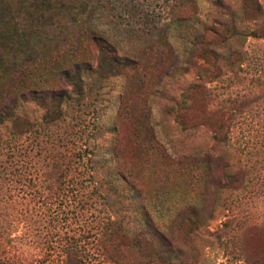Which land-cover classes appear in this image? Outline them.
I'll return each instance as SVG.
<instances>
[{
    "label": "rangeland",
    "instance_id": "374dc122",
    "mask_svg": "<svg viewBox=\"0 0 264 264\" xmlns=\"http://www.w3.org/2000/svg\"><path fill=\"white\" fill-rule=\"evenodd\" d=\"M0 105V166L27 185L0 257L46 264L56 189L83 179L84 216L170 224L175 264H264V0L0 1Z\"/></svg>",
    "mask_w": 264,
    "mask_h": 264
},
{
    "label": "trees",
    "instance_id": "16d2710c",
    "mask_svg": "<svg viewBox=\"0 0 264 264\" xmlns=\"http://www.w3.org/2000/svg\"><path fill=\"white\" fill-rule=\"evenodd\" d=\"M6 2V0H0ZM24 1V0H19ZM39 1V0H36ZM41 90L42 94L54 95V91ZM28 90V88L23 89L21 95ZM31 92L29 89L27 92ZM30 92L28 94H30ZM27 94V95H28ZM3 105H0V121H2L3 115ZM11 120L20 121L22 124L26 125L27 120L22 119L20 116H14V114H8ZM22 135L19 133L18 136ZM86 148L79 149V156L84 157ZM93 153V152H91ZM207 159V158H205ZM208 163V161H205ZM3 167V166H2ZM0 166V187L2 182L9 181L8 183L14 181L7 186L5 192L0 193V205H6V201L14 200V196H19L21 192L26 193L27 185L26 180H15L8 177L7 175H20V172L16 168L11 172ZM71 165L67 162V165L62 168L60 172L62 175L71 172ZM17 171V172H16ZM78 173H81L80 170ZM82 174V173H81ZM223 177L228 182H237V174L231 173L229 169L223 170ZM8 178V179H7ZM81 181L75 180L74 182L62 181L60 182V187H57V192L55 193L56 199L59 200V205L56 208L51 209L49 218L47 221L48 228L45 231V242L46 251L43 252L45 256L46 264H175L179 261L178 254L179 249L174 247V241L172 232L168 229H161L160 227H153L152 218L143 214L144 226L137 228L133 233H128L126 227L123 225V221L120 218H114L111 215H96L100 218L98 222L96 219H91V216H84L83 210L87 208L89 203L88 198H86L85 190L86 184ZM55 190V191H56ZM16 192L13 194L12 192ZM61 191V192H58ZM23 195V194H22ZM91 195H93L91 193ZM37 201H44L46 203V197L40 193L37 196ZM59 197H61L59 199ZM19 198L26 199V196H19ZM40 203V202H39ZM89 203V204H88ZM0 206V207H1ZM178 212V211H177ZM181 212L175 213L170 220L171 224L176 220L180 219ZM41 213V219L45 216ZM90 218V220H88ZM154 246L157 248L152 255L142 254L144 248H149ZM124 247H133L139 253L140 258L129 260L128 251ZM7 258H11L7 260ZM1 264H37V259L22 256H11V257H0Z\"/></svg>",
    "mask_w": 264,
    "mask_h": 264
}]
</instances>
